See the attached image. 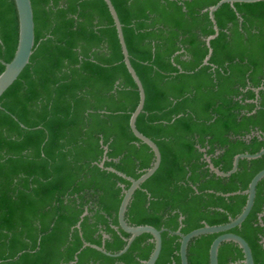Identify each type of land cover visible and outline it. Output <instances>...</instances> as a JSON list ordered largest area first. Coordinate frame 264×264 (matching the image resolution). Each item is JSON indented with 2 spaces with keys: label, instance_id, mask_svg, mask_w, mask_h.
I'll list each match as a JSON object with an SVG mask.
<instances>
[{
  "label": "trees",
  "instance_id": "16d2710c",
  "mask_svg": "<svg viewBox=\"0 0 264 264\" xmlns=\"http://www.w3.org/2000/svg\"><path fill=\"white\" fill-rule=\"evenodd\" d=\"M111 0L130 62L145 92L136 127L159 148L156 172L136 190L126 220L132 226L180 230L223 225L242 211L241 194L264 169V0ZM35 46L28 65L0 97V264H143L153 250L142 234L128 250L118 208L130 182L153 162L132 134L138 104L116 28L103 0H31ZM18 41L14 0H0V74ZM106 147V154H104ZM240 194L229 195L236 193ZM86 214L83 216V214ZM264 178L242 224L230 230L264 264ZM79 223V229L76 227ZM81 233V235H80ZM155 264H180V238L162 232ZM218 234L188 246V264H208ZM241 249L222 243L218 264H242Z\"/></svg>",
  "mask_w": 264,
  "mask_h": 264
},
{
  "label": "water",
  "instance_id": "95a60500",
  "mask_svg": "<svg viewBox=\"0 0 264 264\" xmlns=\"http://www.w3.org/2000/svg\"><path fill=\"white\" fill-rule=\"evenodd\" d=\"M103 1L105 2L108 8L114 26L116 28V33L120 44L121 53L123 56V62L125 64V67L129 75L131 76L132 80L137 86V90L139 94L138 104L134 109V111L131 113L129 118V127L134 137H136L140 142L144 143L150 148V150L153 153V162L151 166L147 170H145V172L137 179L131 178L125 175L124 173L115 170L114 168L104 167L105 157L98 164L100 168L112 172L117 176L130 182L129 187L123 190V196L117 213V221L119 228L125 233H127L129 235V238L126 240V245L124 246V248L115 254H110L106 252L103 247L90 244L85 241H83V247H90L106 255L118 257L124 254L128 250V248L130 247V245L132 244V242L136 237L142 234H149L152 237L153 250L149 258L143 261V264H155L161 252V247H162L161 234L162 232H168L169 234L178 236L180 238V247H179L180 264H188L187 252H188L189 243L193 239L202 235L218 234V236L213 240V242L210 245L209 253H208L209 254L208 264H218L219 247L222 243L225 242H232L241 249L243 254V260L241 261L242 264H254L252 251L248 243L241 236L231 233L229 231L234 229L235 227L240 226L242 222L246 219V217L249 215L254 204L257 184L264 178V169L259 171L251 179L247 189L241 192V194L247 196L246 203L241 213L235 219L230 220L226 224L214 225V226L205 225L187 234H182L179 229L176 231H170L164 228L156 229L155 227L150 225L132 226L127 222L126 213L128 206L132 200V197L136 192V190H138L141 187V185L145 181H147L159 168L161 162V154L157 145L150 138L146 137L141 132H139V130L136 127L137 117L141 114L144 107V102H145L144 88L134 68L131 65L130 57L123 36L122 24L118 18L117 12L111 0H103ZM259 1L262 0H220L215 5L208 8V15L213 24L214 34L208 36L205 39L206 46L208 48V54L204 59L203 62L204 64L207 63L212 53L210 41L213 40L218 35V31H219L214 18L215 11L222 4L225 3H228L231 7H233L234 3H254ZM14 3L18 16V41L12 60L9 63H3L4 70L0 74V97L16 81V79L22 73L24 68L28 65L35 46L34 16H33L31 0H14ZM261 90L264 91V86L259 87L254 91L257 94ZM104 149H105L104 154H106V147H104ZM263 154H264V148L254 154H248V153L237 154L234 156L231 169L227 172H222L218 168L214 167V165L211 163L208 157H206V161L208 163V167L211 172L215 173L217 176L220 177H229L231 174L237 171L238 164L241 159L253 160L260 158ZM235 194H240V193L239 192L230 193V194H226V196L235 195ZM85 214L86 212L83 214V216ZM262 216H264V213L262 214ZM76 227L79 229V223L77 224Z\"/></svg>",
  "mask_w": 264,
  "mask_h": 264
},
{
  "label": "flooded vegetation",
  "instance_id": "af4514ba",
  "mask_svg": "<svg viewBox=\"0 0 264 264\" xmlns=\"http://www.w3.org/2000/svg\"><path fill=\"white\" fill-rule=\"evenodd\" d=\"M230 232V231H229ZM235 234V233H234ZM221 246V245H220ZM220 248V247H219Z\"/></svg>",
  "mask_w": 264,
  "mask_h": 264
}]
</instances>
